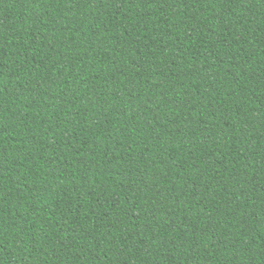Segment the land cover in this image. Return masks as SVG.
I'll list each match as a JSON object with an SVG mask.
<instances>
[{
    "label": "trees",
    "instance_id": "16d2710c",
    "mask_svg": "<svg viewBox=\"0 0 264 264\" xmlns=\"http://www.w3.org/2000/svg\"><path fill=\"white\" fill-rule=\"evenodd\" d=\"M0 262L264 264V0H0Z\"/></svg>",
    "mask_w": 264,
    "mask_h": 264
},
{
    "label": "rangeland",
    "instance_id": "374dc122",
    "mask_svg": "<svg viewBox=\"0 0 264 264\" xmlns=\"http://www.w3.org/2000/svg\"><path fill=\"white\" fill-rule=\"evenodd\" d=\"M0 264H4V263L0 262Z\"/></svg>",
    "mask_w": 264,
    "mask_h": 264
}]
</instances>
